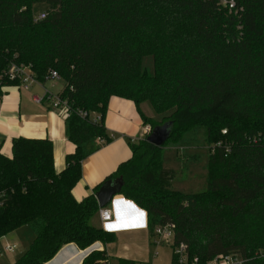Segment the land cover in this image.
Segmentation results:
<instances>
[{
  "label": "trees",
  "instance_id": "16d2710c",
  "mask_svg": "<svg viewBox=\"0 0 264 264\" xmlns=\"http://www.w3.org/2000/svg\"><path fill=\"white\" fill-rule=\"evenodd\" d=\"M38 4L48 5L41 21ZM11 64L31 65L40 83L58 73L70 111L66 134L76 146L62 173L49 139L15 138L12 157L0 152V240L25 226L35 233L14 264H46L72 243L85 250L116 242L92 221L100 211L95 194L120 177L119 194L146 211L152 234L175 226L190 264L220 256L264 264V0H0V73ZM19 84L1 78L0 98ZM113 97L149 103L162 121L140 113L153 130L167 128L165 144L205 127L207 189H173L165 144L146 138L131 142L132 158L93 195L76 200L83 161L113 140L105 125ZM107 259L98 251L82 264Z\"/></svg>",
  "mask_w": 264,
  "mask_h": 264
},
{
  "label": "crops",
  "instance_id": "0c3cea01",
  "mask_svg": "<svg viewBox=\"0 0 264 264\" xmlns=\"http://www.w3.org/2000/svg\"><path fill=\"white\" fill-rule=\"evenodd\" d=\"M48 82L4 87L0 114V152L12 157L15 138L49 139L54 146L55 169L57 173H62L67 166V155L74 153L76 146L67 138V117L54 109L51 101L46 99V92L57 96L63 88L58 93H52L47 87ZM53 86L56 87L57 83ZM35 96L42 97L44 101L37 103ZM140 110L145 116L154 118L146 103L138 108L131 100L119 97L110 100L105 125L113 140L107 144L100 141V150L83 161L82 178L73 190L76 200L82 201L93 195L97 186L114 174L122 163L132 158L131 142H138L146 125ZM107 208L112 213V220L103 223L98 214L92 223L96 227L113 231L117 240L108 245L101 242L94 245L103 249L114 264H118L119 259L136 264H160L154 233L148 227L146 211L120 194L113 198ZM25 227L2 238L0 244L11 243L25 252L28 248L23 246L28 244L25 242V234L28 232L22 230ZM88 252L89 249L83 250L76 244H68L46 264H82Z\"/></svg>",
  "mask_w": 264,
  "mask_h": 264
},
{
  "label": "rangeland",
  "instance_id": "374dc122",
  "mask_svg": "<svg viewBox=\"0 0 264 264\" xmlns=\"http://www.w3.org/2000/svg\"><path fill=\"white\" fill-rule=\"evenodd\" d=\"M47 8L46 4H38L34 9L35 16L45 13ZM148 61L147 64L151 65V61ZM54 83H57L56 87L53 86ZM47 87L52 93H58L63 88V83L49 81ZM146 106L152 112L154 119L158 122L162 121V117L153 110L149 103H146ZM210 148L205 127H195L187 131L181 140L169 141L165 144L164 166L177 173L173 181V189L187 194L200 193L207 189ZM22 230L28 232L25 234V242L27 241L28 244L23 246L29 248L35 239V233L29 226ZM28 248L24 251L26 252ZM157 251L160 264H172L174 250L171 245H159ZM25 252L22 248H18L14 253L4 254L0 256V264H14Z\"/></svg>",
  "mask_w": 264,
  "mask_h": 264
},
{
  "label": "built area",
  "instance_id": "2783aa9c",
  "mask_svg": "<svg viewBox=\"0 0 264 264\" xmlns=\"http://www.w3.org/2000/svg\"><path fill=\"white\" fill-rule=\"evenodd\" d=\"M230 7L233 8L234 4L231 3ZM46 18V13H41L39 16H36V21H41ZM7 78L10 80H19L21 84L26 83H38L37 79L35 78L34 71L32 69L31 65H17V64H11L9 68L4 71L3 73H0V79L1 78ZM60 76L57 72L51 71L50 75L47 77V81H59ZM4 89V88H3ZM46 99H49L51 101L52 107L56 110H59L62 114H64L66 117L69 115V105L66 101L62 100L59 95L54 96L50 95L49 92H46ZM1 100L0 98V114H1ZM34 100L37 103H42L44 100L42 97L35 96ZM84 117H91V120L94 123H99L102 120L101 115L99 114H88L87 112L82 113ZM146 127L143 129V133L141 137L138 139V141L146 139L153 131L152 127L150 125H145ZM100 219L103 223H108L112 220V213L111 211L106 208H100L99 211ZM175 226L174 225H168L164 227H158L154 231V244L156 246L159 245H171L174 250L175 255V264H190V257L188 254V248L186 244L181 243L176 245L175 244V232H174ZM96 244V243H95ZM17 249V246L11 243L6 244H0V256L8 253H14ZM89 249V252L87 253L86 258L91 255L94 252H102L103 249L95 246L94 244L87 248ZM85 258V259H86ZM194 263H197L198 260L194 259ZM101 264H114L109 258L105 261H99ZM140 264H151V263H140ZM208 264H241V262L237 261L232 256H220Z\"/></svg>",
  "mask_w": 264,
  "mask_h": 264
},
{
  "label": "water",
  "instance_id": "95a60500",
  "mask_svg": "<svg viewBox=\"0 0 264 264\" xmlns=\"http://www.w3.org/2000/svg\"><path fill=\"white\" fill-rule=\"evenodd\" d=\"M168 139L167 128L157 127L147 137V141L162 147ZM124 186L123 178H115L107 181L102 188L95 194L100 208H106L110 205L113 198L121 192Z\"/></svg>",
  "mask_w": 264,
  "mask_h": 264
}]
</instances>
